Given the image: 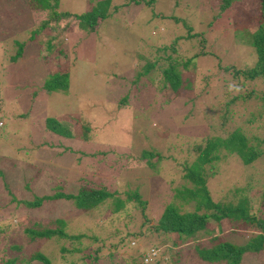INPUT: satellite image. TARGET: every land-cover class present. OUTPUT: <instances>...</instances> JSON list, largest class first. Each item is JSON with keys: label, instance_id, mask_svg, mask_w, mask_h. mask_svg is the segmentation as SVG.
<instances>
[{"label": "rangeland", "instance_id": "obj_1", "mask_svg": "<svg viewBox=\"0 0 264 264\" xmlns=\"http://www.w3.org/2000/svg\"><path fill=\"white\" fill-rule=\"evenodd\" d=\"M23 1L0 0V264H42L31 260L37 252L52 264H130L138 256L147 259L144 264L155 259L175 264L176 250H182L181 264H210L195 255L197 246L210 247V238L245 246L257 230H234L222 220L219 233L210 226L204 236L186 239L179 248L165 242L146 251L165 205L194 209V202L185 205L174 189L190 186L181 170L194 161L193 145L206 138L224 139L240 130L250 145L260 144L262 155L249 167L229 155L207 171L205 185L215 203L238 205L244 189L252 213L259 208L264 79L244 84L225 69L242 70L256 62L249 33L258 27L261 0H232L225 10L222 0H107V18L90 31L81 30L75 16L103 0H60L57 12L70 17L53 23L34 42L29 34L39 32L45 14L34 13ZM51 37L72 62L61 67L68 72L65 92L44 89L58 64L45 47ZM156 44L166 52L152 71L136 79ZM173 64L182 85L191 86L176 96L169 88L157 90L160 72ZM48 118L71 130L73 138L47 131ZM81 189L113 197L87 211L72 200L52 198ZM136 192L146 201L144 208L127 201ZM35 199H42L40 205L27 206ZM121 201L123 207L116 209ZM58 220L70 235H86L82 253L62 257L59 248L70 249V243L25 233ZM127 234L140 237L122 247ZM239 264H264V247L244 254Z\"/></svg>", "mask_w": 264, "mask_h": 264}, {"label": "trees", "instance_id": "obj_2", "mask_svg": "<svg viewBox=\"0 0 264 264\" xmlns=\"http://www.w3.org/2000/svg\"><path fill=\"white\" fill-rule=\"evenodd\" d=\"M59 1L60 0L23 1L28 5L30 4V8L34 13L45 14V19L39 23L41 24L39 32L37 31L29 34L30 42H34V38L40 35V33L44 32L49 26L52 27L53 23L59 22L61 17L68 16L66 13L57 12ZM229 1L232 0H222L224 5L220 6L221 10H225L226 6L229 4ZM53 2L54 4H52ZM99 3L101 4L100 7H97L92 11L85 12L82 15L75 16L81 30L90 31L95 28L99 22H102L107 18V0L100 1ZM257 12V14L255 13V17L259 18L258 27L251 34L249 33L256 62L252 67L244 68L242 70H234L228 67L225 69L227 72L234 73V80L235 78H239L244 81V84L247 82V80L252 81L255 79H264V0L260 1ZM52 42H54V38L51 37L50 40L45 41V47L47 50H53L51 51V55H53L56 62H58V64H56L57 71L54 70V72H52L48 78V83L44 86V89L47 92H65L68 88V72L66 69L61 70V67H66L68 64H72V62L70 61L69 55L61 49H56L55 45H52ZM17 44L25 45V43L16 42V45ZM153 48L156 54L153 52L152 59L148 60V62L140 67L139 70L142 71L136 73V79L142 74L146 75L152 71L160 59L159 54L161 52L165 53L167 50L166 47L157 46V44L156 46H153ZM160 73L162 81H159V83L161 86L157 87V90H159L160 93H164L166 89L169 88L173 94L176 93V96L178 91H185L184 86H187L188 89H191L189 83L188 85H182L181 74L176 71L175 64L171 65L169 68ZM157 78L160 80V76H157ZM262 99L264 100V93L262 95ZM168 102H170V100ZM83 115L85 116L86 121H88L87 114L83 113ZM46 120L48 127L46 129L47 131H51L60 137L73 138L72 131L63 127L58 120L53 118H48ZM251 141L252 140L246 138L240 130H235L224 139L206 138L201 143L193 145L192 150L195 153L194 161L189 164H184L183 167H185V169L181 170L182 179L190 186L183 185L181 188L174 189V191L175 196L181 199L185 205H188L187 203L194 202V209L184 211L185 209L178 208L180 205H165L163 207L162 214L159 216L157 222L150 230L155 231V235L152 237L153 244L147 247L146 251L157 250L158 247L162 246L161 244L165 242H169L171 246L173 245L179 248V246H181L180 244L185 243L186 239L197 237L199 239L200 237L204 236L205 231H207L210 226L213 227L214 232L219 233L218 228L220 227V222L222 220H227L230 222L231 227L234 230H247L254 228L258 233L252 237L245 244V246H237L224 242L218 236L210 238L209 248H203L199 246L195 248V255L204 263L239 264L244 254L259 253L263 250L264 190L262 192V201L259 203L257 212L252 213V204L250 203L244 189L239 190V194L242 199L238 201V205H234L229 203L213 202L209 192L205 187L206 180L209 176L207 171L212 169L215 163L219 162L220 160H224L227 156L236 154L242 160V163L245 167H249L255 160L260 158L259 156L262 155V152L259 150L260 144L257 143L256 147H254L250 145ZM256 148L259 151L256 150ZM223 151L226 154H224L222 157L223 154L221 153ZM206 166H210V168H206ZM112 197L113 194L97 189H81L77 195L57 194L52 196L53 199L63 198L66 200H72L76 208L85 211L95 208L105 200L111 199ZM41 200L42 199H35L32 203H27V206L37 207L40 205L39 202ZM131 200L135 202L137 206L140 205L142 208L146 206V201H142L140 199V195L137 192L132 195L128 194L127 201ZM121 202L116 203V209L123 207L124 202ZM52 223H50V227L48 228H38L36 225L33 227L34 229L32 227L30 229H26L25 233H27L31 239L38 238L46 240L58 238L70 243L72 247L70 249L64 247L63 245L59 248V253L62 255V257H64L65 254L74 255L84 251V248H81L80 244L81 241L86 238V235H70L69 233L65 232V226H61L62 221L58 220ZM55 224H58V226H55ZM124 237H122L120 240V246L128 247L130 246L131 242L130 238L137 240L140 236H133V234L130 236L127 234ZM124 239L126 240L124 241ZM152 246H154V248H151ZM181 251L182 250H176L174 257L172 258L175 264H181V259L179 257ZM162 255H166V252ZM31 260H35L42 264H52L50 260L46 259L38 252L31 256ZM145 260L147 261V259ZM145 260L141 259V256H138L136 259H131L128 263L144 264ZM154 261H156L155 264H158L157 262H159L157 259ZM16 262L17 260H11L5 264H24L23 261Z\"/></svg>", "mask_w": 264, "mask_h": 264}, {"label": "clouds", "instance_id": "obj_3", "mask_svg": "<svg viewBox=\"0 0 264 264\" xmlns=\"http://www.w3.org/2000/svg\"><path fill=\"white\" fill-rule=\"evenodd\" d=\"M74 16H75V15H74ZM68 17H70V16H63V17H61L59 20L66 19V18H68ZM71 18H72V17H71ZM52 28H53V25H52V27L49 26V29H50V30H52ZM46 29H47V28H46Z\"/></svg>", "mask_w": 264, "mask_h": 264}, {"label": "crops", "instance_id": "obj_4", "mask_svg": "<svg viewBox=\"0 0 264 264\" xmlns=\"http://www.w3.org/2000/svg\"><path fill=\"white\" fill-rule=\"evenodd\" d=\"M2 124H0V126H1Z\"/></svg>", "mask_w": 264, "mask_h": 264}]
</instances>
